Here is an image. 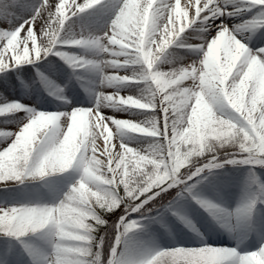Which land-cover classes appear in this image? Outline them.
Listing matches in <instances>:
<instances>
[{
    "label": "snow or ice",
    "instance_id": "1",
    "mask_svg": "<svg viewBox=\"0 0 264 264\" xmlns=\"http://www.w3.org/2000/svg\"><path fill=\"white\" fill-rule=\"evenodd\" d=\"M229 17L244 18L230 26ZM0 23L10 26L0 28V75L53 56L98 74L90 106L63 97L68 111L45 112L0 99V118L25 114L18 131H0L11 141L0 150V264H264V0H0ZM225 166L249 173L250 195L235 208L196 191ZM173 190L209 213L205 232L227 231L237 246L200 233L194 247L125 248L159 220ZM121 205L112 224L97 211ZM101 228L115 234L107 257ZM248 241L259 246L248 250Z\"/></svg>",
    "mask_w": 264,
    "mask_h": 264
},
{
    "label": "bare ground",
    "instance_id": "2",
    "mask_svg": "<svg viewBox=\"0 0 264 264\" xmlns=\"http://www.w3.org/2000/svg\"><path fill=\"white\" fill-rule=\"evenodd\" d=\"M78 3H83L84 0H77ZM185 3V0H181V5L183 6ZM194 13V9L189 10V17ZM251 14V13H249ZM248 14V15H249ZM70 15V13H69ZM244 17H229L226 19V22L230 24H239L241 19ZM41 25L37 23L35 25V31L38 34L39 39V32H40ZM26 33L22 32L21 36L23 37ZM193 42H198L196 38H193ZM253 44H255V40H253L249 47H252ZM259 47H264V44L258 45ZM81 53H87L86 55H92V52L90 50L80 49ZM175 59L176 56L183 57L184 59H187V55L185 53V50L183 49H173ZM50 61H52L51 64H48L46 61L42 62L43 66L41 64L37 65H25L22 69H17L11 74H5L0 75V78L9 80L6 82L1 83L2 88L4 89V92L2 94L4 100H9L11 102L12 100H20V102H23L25 104H28L29 106H35L40 111L45 112H56V111H68V106L64 103L63 97H67L68 100L72 101V104L75 106H85L87 102H91V104L94 102V96L92 92L93 82L98 79V74L93 70H87L82 72L84 77H82L80 80L83 83H80L81 85H84L85 90H87V100L85 99V93L83 91L79 90V87L72 86L70 83L66 82L63 84V87H54L51 86V79H52V73L54 70V67L57 64L63 65V60H61L59 57H49ZM190 61V60H189ZM179 62V61H178ZM191 63V61H190ZM163 70H168L167 66ZM109 74H117L114 70L108 69L107 70ZM118 74L124 75V72H119ZM12 75H16L20 78V80L16 81L13 80ZM42 82L39 86L41 88L39 89V92L36 91V97L35 99H32L29 95L32 94L33 89L35 88L34 85L36 83ZM186 86H191L190 81H185ZM99 91H103L106 95H111L116 92V89L109 88V87H101L98 89ZM24 91H29L28 93L23 94ZM121 96H127V95H138V90H130V89H123L119 93ZM22 95V96H21ZM34 95V96H35ZM14 96V98H13ZM26 97V99H24ZM80 97L83 99L80 101ZM90 106V105H89ZM102 113L105 116H111L115 119H127L132 120L134 122H138L139 120L144 119L142 116H136L132 115L131 113L126 112H117L113 109L105 108L102 110ZM24 113H17L16 116L18 119H13V125L0 127V131H11L16 132L18 131L17 125L19 124V118L24 117ZM112 127V131L114 134L113 137V143L117 144V150H118V140L115 136L116 129L114 126L110 125ZM128 139H131V137H127ZM10 140L6 139H0V150H3L10 144ZM135 142H142V141H135ZM98 143H102V141H98ZM131 147H138L137 144L133 143L130 144ZM147 145H144L146 147ZM264 171L263 169L261 170ZM75 173V172H73ZM70 173V174H73ZM69 174V176H71ZM227 183V182H226ZM224 183V184H226ZM223 185V184H221ZM220 185V186H221ZM217 186V187H220ZM211 188V187H210ZM207 189L206 193H204V197L215 200L218 203L223 204L224 206L228 208H235L238 204L242 203L246 198L242 196L241 192H235L233 195V198L236 199L228 203L227 198L228 196L226 194H218L217 196L211 195V189ZM214 192H217V190H214ZM229 199V198H228ZM173 211L177 213V215H173ZM173 211L170 213V216L168 215V218H174L173 221H171L170 224H163L160 226V228H164L161 233V237L159 240L152 239L151 243L142 249L143 254L148 255L151 251H153L155 248H171L176 246H184V247H194L198 246L200 233H204V236L208 240H215L220 241L219 244H212L216 246H228V247H236L238 240L234 239L232 235L224 231L222 229H217L216 231L212 232L210 235L205 232L204 228L201 227L202 224L205 223L206 220H210L211 217L209 216V213L205 212L203 208H200L199 205H194L193 203L184 202L178 203ZM183 218V219H182ZM159 226V225H158ZM198 230V231H197ZM226 244H224V242ZM258 244H253L252 241H248L245 247L248 248V250H255L256 247H258ZM169 264H171V261H169Z\"/></svg>",
    "mask_w": 264,
    "mask_h": 264
},
{
    "label": "rangeland",
    "instance_id": "3",
    "mask_svg": "<svg viewBox=\"0 0 264 264\" xmlns=\"http://www.w3.org/2000/svg\"><path fill=\"white\" fill-rule=\"evenodd\" d=\"M251 15V14H249ZM9 25L7 23H0V28H3L5 30L9 29ZM78 30V29H77ZM78 53L80 52V49H76ZM83 55H86L87 53H81ZM185 63H190L188 59H185ZM84 77L83 73H75L71 68L68 67V65L63 61V65L57 64L54 67L53 73H52V79H51V86L54 87H63V84L66 82L70 83L72 86L79 87V90L83 91L85 93V99L87 100V90L84 88V85H81L80 83H83L80 79ZM13 80H20V78L16 75H12ZM9 78L7 77L5 79L0 78V96L3 98L2 94L4 92V89L2 88L1 83L7 82ZM39 84H42V82L36 83L38 86ZM34 85V86H36ZM29 91H24L23 94L28 93ZM22 96V95H21ZM31 98L33 97V93L29 95ZM14 98V96H13ZM26 99V97H24ZM83 98L80 97V101ZM86 105H91V102H87ZM161 120H162V114H161ZM13 119L12 118H0V127L13 125ZM262 169H258L257 171L261 172L262 175H264V171H261ZM264 170V169H263ZM183 171V169H182ZM69 178L75 177L77 173L70 174ZM248 169L246 167H232V166H225L222 169L215 170L212 173L206 174L204 178L201 179L200 183L196 185V191L204 195L206 193V190L209 189L212 186H217L218 184H221L222 182H233L234 185H236L239 189V192L242 193V196L247 198L248 195H250L249 190V180H248ZM120 193L123 195V187L120 188ZM143 199V198H141ZM173 199V200H172ZM236 198L234 197L233 200ZM172 202L165 205L164 207L159 209V220L157 222H151L146 223V228L143 231L137 232L132 234L128 239L125 241L124 247H132L140 250L142 252V249L148 246L152 241V239H156L160 241L162 230L164 231V228H160L163 224H170L171 221L174 220V218L170 217L168 218V215L170 216V213L173 211L174 207L184 202H189L195 204V201L191 199V196L187 195V193L178 195L177 191H174L173 196L171 198ZM124 205H121L120 208H118L113 216H120L123 214ZM98 212H100L101 215L104 216V218H107V215L110 213H103L99 209H97ZM159 225V226H158ZM220 241L215 240H208L209 244H219ZM224 242V241H223ZM224 244H226L224 242Z\"/></svg>",
    "mask_w": 264,
    "mask_h": 264
},
{
    "label": "trees",
    "instance_id": "4",
    "mask_svg": "<svg viewBox=\"0 0 264 264\" xmlns=\"http://www.w3.org/2000/svg\"><path fill=\"white\" fill-rule=\"evenodd\" d=\"M174 190L171 193V196L173 195ZM169 196L164 203L171 197ZM118 216H113V214H108L106 220H108L109 224H112L114 221H116ZM114 231L108 230L107 235H105V230L101 228L98 233H97V238L99 239L100 236L105 237V256L109 254V250L111 247V242L114 241ZM105 264H106V259H105Z\"/></svg>",
    "mask_w": 264,
    "mask_h": 264
}]
</instances>
